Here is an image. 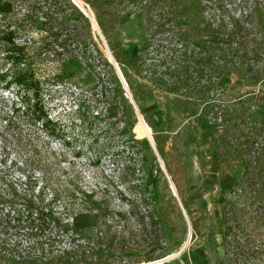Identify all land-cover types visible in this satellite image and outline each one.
Listing matches in <instances>:
<instances>
[{"label":"trees","instance_id":"trees-1","mask_svg":"<svg viewBox=\"0 0 264 264\" xmlns=\"http://www.w3.org/2000/svg\"><path fill=\"white\" fill-rule=\"evenodd\" d=\"M81 1L92 12L110 46V36L117 31L124 10H140L145 25L138 58L133 65L117 56L116 60L147 123L153 114L144 108L142 92H165L172 97L164 108L169 117L168 128L153 127L157 150L149 144L146 155L154 161L159 153L183 200L191 183L188 184L187 161L177 148L176 139H184L182 130L187 126L181 125L179 118L185 120L191 115L196 116L195 122L211 120L219 147L221 177L234 168L237 160L243 162L241 176L221 204L224 263L264 264V117L254 119L250 113L248 103L255 98V90L233 104L222 93L225 86L219 83L223 71L244 75L257 84L264 82V2L251 0L239 17L220 20L215 12L222 11L219 6L207 10L213 0ZM19 4L25 10L18 8ZM171 25L182 37L184 59L178 64H164L165 70L152 71L150 68L156 65L152 28L157 26V32H167L174 29ZM34 29L47 32L38 47L30 44L29 34ZM95 37L91 19L72 0H0V87L15 88L17 98L7 124L19 117L54 133L56 121L46 105L44 84L75 77L82 69V61L90 66ZM71 42L75 46L69 50ZM47 45H58L63 51L55 50L53 56L38 53ZM105 61L111 67L115 84L118 73L108 59ZM44 63L53 64L52 77L41 74ZM112 87L114 95L120 97L125 122L135 126L138 119L133 115V103L122 86ZM183 109L187 113L182 115ZM106 110L115 116L118 106L113 108L110 101ZM191 122L192 119L190 125ZM122 133L123 148L132 150L142 162L137 140L125 129ZM142 164L144 201L152 208L145 215L149 221H140L137 230H128L122 224L124 215L113 210L109 198L99 197L94 188H88L76 177L65 176V172L54 175L39 168L41 178H0V264H138L168 256L171 251L164 244L167 226L171 213L180 209L179 202L162 172L163 202L155 205L148 189L149 165ZM195 195L198 210L206 211L205 199L196 189L190 193L191 198ZM183 232L186 234L187 229ZM127 241L136 244L127 245Z\"/></svg>","mask_w":264,"mask_h":264},{"label":"rangeland","instance_id":"rangeland-1","mask_svg":"<svg viewBox=\"0 0 264 264\" xmlns=\"http://www.w3.org/2000/svg\"><path fill=\"white\" fill-rule=\"evenodd\" d=\"M81 1V0H80ZM264 2V0H261ZM82 2V1H81ZM251 0H213L207 10L217 11L220 20H230L232 16L239 17L250 4ZM25 10V6L18 5ZM91 16L92 12L88 9ZM219 20V18H218ZM145 20L136 7H128L120 18L117 31L108 40L103 38L94 27L97 37L91 45L93 52L89 56L90 66L82 61V69L73 78L61 81L49 80L44 84V97L49 107L54 124V133L45 130L40 124H27L19 117L11 118V108L16 98V89L0 87V178L12 180H26V175L42 177L39 168L48 170L52 174L65 172V176L78 178L88 188H94L99 197H107L115 212L122 213V224L128 230H137L139 222L149 221L147 210L151 207L144 201L142 188V162L149 165L146 176L155 205L159 206L162 172L165 170L161 160L156 155L150 161L146 155V148L152 144L148 134L140 125L138 113L133 105V115L138 121L135 126L125 122L122 113L120 97L114 95L116 89L123 88L124 83L118 74V81L113 84L112 70L105 59H108L116 73H118L112 56L124 62H136L140 42L144 35ZM172 28L173 25H171ZM151 44L155 50L156 65L150 70H165V65L178 64L182 56V37L177 30L169 29L167 32H157V26L152 28ZM46 31L34 29L29 34L34 47L41 46ZM150 36V35H149ZM105 37V36H104ZM75 43L68 46L72 50ZM63 51L58 45H47L37 51L41 54L53 56L56 51ZM66 52V51H65ZM69 52H66L67 54ZM69 55V54H68ZM117 61V60H116ZM154 62V61H153ZM150 63V62H149ZM119 64V63H118ZM120 66V65H119ZM55 68L51 63H44L42 75L52 77ZM150 73V72H149ZM102 80V81H101ZM220 86H225L222 93L233 104H238L244 96L255 90V98L248 103L250 113L254 119L264 117V82L254 83L244 75H232L223 71L219 75ZM104 84L101 87L102 83ZM104 88V95L101 90ZM144 108L152 113L150 126L153 134L155 129H167L169 117L165 106L172 97L165 92L145 94L142 92ZM112 107L118 106L115 116L109 115L106 110L108 102ZM163 106V107H162ZM162 107V108H160ZM140 111V110H139ZM174 114V112H172ZM185 109L181 114H186ZM196 116H186L185 120L179 118L181 125L186 124L182 130L185 136L177 142L178 151L184 156L188 164V184L183 200H181L186 213L180 204L178 210L171 213V222L167 226V239L165 247L171 251L169 255L177 254L186 244L189 234L191 237L185 249L178 255L156 264L169 262L170 264H225L224 234L221 222V204L226 198L234 181L243 172V162L237 160L234 168L224 177H221L222 166L219 163V147L216 139L214 125L211 120L195 122ZM190 119H192L190 125ZM114 123V124H113ZM113 124V125H111ZM122 129L130 137L137 140L142 150L141 160L130 149L123 148L124 136ZM36 146V147H35ZM146 167V166H145ZM166 175V173H165ZM186 185V184H185ZM196 189L199 196L205 199L206 211H199L195 204L197 195L191 198L190 193ZM187 229V233L183 229ZM136 242L127 241L128 244ZM27 245V242H24ZM66 246L67 244H62ZM147 254V252L145 253ZM157 254V253H156ZM162 260V259H159ZM157 260H145L138 264H150ZM155 264V263H154Z\"/></svg>","mask_w":264,"mask_h":264},{"label":"water","instance_id":"water-1","mask_svg":"<svg viewBox=\"0 0 264 264\" xmlns=\"http://www.w3.org/2000/svg\"><path fill=\"white\" fill-rule=\"evenodd\" d=\"M72 1H73V3H74L77 7H79V8H80V9H81V10H82V11H83V12H84V13H85V14L91 19V21H92V23H93V26H94L95 28H97V30L99 31V33L101 34V36L105 39V37H104V35H103L101 29L99 28V26H98V24H97L95 18L91 16L90 12H89L88 9L84 6V4H83L80 0H72ZM111 59L114 61L115 67H116V69H117V71H118V74L120 75V77H121V79H122V81H123V83H124V86H125V89H126V93H125L126 97H128V98L130 99V101L133 103V105H134V107H135V109H136V111H137V113H138V117H139L140 121L142 120V121L146 124V126L148 127V131H149V134H148V135H149V137H150V139H151L152 145H153V146L155 147V149L157 150V148H156V146H155V141H154V137H153V134H152V130H151L150 126L148 125V123L146 122V120H145L144 116L142 115V113L139 111V108H138L137 104H136L135 101H134V98H133V96H132V93H131V91H130V88H129V86H128V83H127V81H126V79H125V77H124V75H123V72H122V70H121V68H120V66H119V64H118V62L115 60V58H114L113 56H112ZM157 154H158V156H159V158H160V160H161V163H162V166H163V168H164V170H165V173H166V175H167V177H168V179H169V181H170L172 191H173L174 195L177 197L178 202H179V204H180L182 210L184 211V213H185L186 216H187L186 210H185V208H184V206H183V204H182V202H181V199H180V197H179V195H178V193H177L176 187H175L174 183L172 182V180H171V178H170V176H169V174H168V172H167V170H166V167H165L164 161H163V159L161 158V156L159 155V153H157ZM190 237H191V227H190V222H189V234H188V239H187L186 244L181 248V250H180L177 254L168 255V256L162 258V260H157L156 263H158V262H162L163 259L166 260V259H170L171 257L178 256V255H179V254L185 249L186 245L189 243V241H190ZM156 263H155V264H156Z\"/></svg>","mask_w":264,"mask_h":264},{"label":"bare ground","instance_id":"bare-ground-1","mask_svg":"<svg viewBox=\"0 0 264 264\" xmlns=\"http://www.w3.org/2000/svg\"><path fill=\"white\" fill-rule=\"evenodd\" d=\"M140 125H142L144 131L146 132V134H149V131H148V127L146 126V124L141 120L140 122Z\"/></svg>","mask_w":264,"mask_h":264},{"label":"built area","instance_id":"built-area-1","mask_svg":"<svg viewBox=\"0 0 264 264\" xmlns=\"http://www.w3.org/2000/svg\"><path fill=\"white\" fill-rule=\"evenodd\" d=\"M154 263H156V262H153V263H150V264H154Z\"/></svg>","mask_w":264,"mask_h":264}]
</instances>
